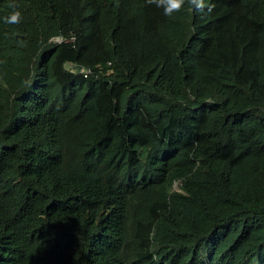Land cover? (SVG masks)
I'll return each mask as SVG.
<instances>
[{"label": "trees", "instance_id": "16d2710c", "mask_svg": "<svg viewBox=\"0 0 264 264\" xmlns=\"http://www.w3.org/2000/svg\"><path fill=\"white\" fill-rule=\"evenodd\" d=\"M206 3L0 0V264H264V0Z\"/></svg>", "mask_w": 264, "mask_h": 264}, {"label": "clouds", "instance_id": "9594fccd", "mask_svg": "<svg viewBox=\"0 0 264 264\" xmlns=\"http://www.w3.org/2000/svg\"><path fill=\"white\" fill-rule=\"evenodd\" d=\"M149 3H154L157 7L163 6L164 14L172 15L181 9L185 4V0H149ZM188 6L196 12H201L205 7H210V5H207L206 0H188ZM10 8L12 10L6 16L0 17V20L9 24L19 23L22 19L21 11L14 4L10 5Z\"/></svg>", "mask_w": 264, "mask_h": 264}, {"label": "water", "instance_id": "95a60500", "mask_svg": "<svg viewBox=\"0 0 264 264\" xmlns=\"http://www.w3.org/2000/svg\"><path fill=\"white\" fill-rule=\"evenodd\" d=\"M65 69L68 71H73L75 74H81L83 67L81 65H76V64H66Z\"/></svg>", "mask_w": 264, "mask_h": 264}]
</instances>
